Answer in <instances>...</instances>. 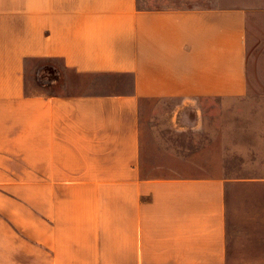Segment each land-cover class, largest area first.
Returning <instances> with one entry per match:
<instances>
[{
  "label": "crops",
  "instance_id": "0c3cea01",
  "mask_svg": "<svg viewBox=\"0 0 264 264\" xmlns=\"http://www.w3.org/2000/svg\"><path fill=\"white\" fill-rule=\"evenodd\" d=\"M247 18L0 0V264H264V249L242 263L228 254V190L252 179L227 175L218 138L178 156L169 135L181 132L159 128L157 112L246 95ZM38 60L98 89L29 92L26 64ZM181 110L171 122L188 121Z\"/></svg>",
  "mask_w": 264,
  "mask_h": 264
},
{
  "label": "rangeland",
  "instance_id": "374dc122",
  "mask_svg": "<svg viewBox=\"0 0 264 264\" xmlns=\"http://www.w3.org/2000/svg\"><path fill=\"white\" fill-rule=\"evenodd\" d=\"M137 5L143 9L243 8L247 12L246 95L192 101L182 107L180 100L157 104V112L166 114L159 128L167 133L181 132L172 138L169 135L178 156L218 138L229 160L227 175L252 179L239 181L228 190V254L240 263L246 262L250 252H258L253 249H264V0H137ZM25 77L28 91L34 93L82 94L98 89L88 87L92 77L68 70L59 60L28 62ZM179 109L188 121L176 115L171 122L170 113ZM232 151H242L243 155Z\"/></svg>",
  "mask_w": 264,
  "mask_h": 264
},
{
  "label": "trees",
  "instance_id": "16d2710c",
  "mask_svg": "<svg viewBox=\"0 0 264 264\" xmlns=\"http://www.w3.org/2000/svg\"><path fill=\"white\" fill-rule=\"evenodd\" d=\"M38 61H46V60H38ZM47 70H48V69H47ZM48 72L51 73L49 70H48ZM56 79H57V78H56ZM59 79H61L60 76L58 77V79H57L56 81H58ZM54 94H56V93H54Z\"/></svg>",
  "mask_w": 264,
  "mask_h": 264
}]
</instances>
